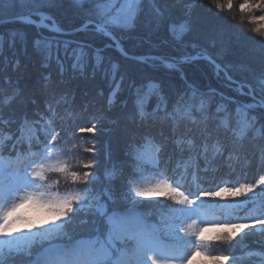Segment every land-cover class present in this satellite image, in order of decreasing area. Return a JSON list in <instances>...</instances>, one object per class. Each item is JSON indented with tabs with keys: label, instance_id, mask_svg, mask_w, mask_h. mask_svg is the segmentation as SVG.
I'll use <instances>...</instances> for the list:
<instances>
[{
	"label": "snow or ice",
	"instance_id": "1",
	"mask_svg": "<svg viewBox=\"0 0 264 264\" xmlns=\"http://www.w3.org/2000/svg\"><path fill=\"white\" fill-rule=\"evenodd\" d=\"M26 2L28 0H19L22 6ZM59 2L60 0H45V6L55 7ZM31 3L34 10L27 14L14 15L9 18V22H20L37 29L38 36L34 39V50L41 57L42 67H51V62L55 60L62 76L65 71L62 57H65L72 60L73 72L79 71L83 75L91 61L92 75L94 76L96 71H102V78L108 79V86L112 88V92L109 94L105 113L90 114L87 106L66 107L70 103L67 94L61 93L57 98L56 92L50 87V74H48L44 77L46 83L39 89L45 97V110L41 111L35 107L37 103L35 97L29 95L27 103L34 105L32 112L29 113L26 110V90L19 86L18 81H12L11 77H0V95L7 97L3 109L12 110L13 105L24 109L20 115L21 126L30 123L34 130V135L27 141L8 130L4 131L5 140H0V158L7 154L16 156L21 161L17 167L0 166V238L12 237L13 233L18 234L21 228H27L31 233L26 241L18 237L0 240V264H197V257L206 260L207 264H230L234 259L231 248L237 236L243 233L244 238L253 235L264 238V215L252 218L251 222L249 218L244 217L238 221L216 222L210 226L203 211L205 199L208 197H223L225 194L242 197L253 193L257 188L264 190V175L255 182L221 187L219 191L201 189L195 194L190 190L182 191L175 180L173 183L160 182L147 188L133 187L145 172L158 173L161 168L167 167L173 156L183 155L180 146V138L183 136H191L194 140H199L200 143L194 144L193 148H203L199 155L206 158V146L214 133L219 131L216 121L231 122L236 119L223 103L228 99L227 97L216 93L214 89L203 92L197 85L188 83L184 78L182 67L179 65L205 60L213 66L217 77L224 72L226 80L231 84L236 83L206 51L201 50L195 55L182 51L181 56L164 61L162 57L132 56L123 49L122 34L132 29L135 22L149 11L156 13V28L159 29L167 24L175 43L182 45L183 36L187 31H191V11L197 6L194 0H71V3L88 17L80 28L73 30L72 35L84 32L94 37L99 36L110 41L106 47L120 51L125 59L135 63H149V59L168 63L172 70L180 72L185 84L184 91L177 94L173 107L169 110L167 97L163 95V87L159 82H156L157 89L151 90L147 88V84L153 83L152 81L138 85L135 80H129L128 94L133 99L131 110L123 116V119L134 124L136 131L130 135L126 144V159L119 162L113 160L112 153L106 146L105 165L102 169L98 159L100 155L98 142H94L91 147L83 149L86 155L80 164L83 169L80 172H69L67 164L60 159L61 152L57 149L72 143L73 139L83 140L88 144L90 138L81 134L99 133L104 129L98 128V124L115 123L114 119L107 116V112L115 107L114 97L125 91L122 85L126 77L120 72L118 64L101 55L104 49L95 48L81 41L62 39L70 33L60 28L53 17L35 10L40 0H31ZM161 3L164 4V8L159 7ZM226 3L227 9L231 11L232 0H226ZM177 4L185 9V18L179 22L185 28L181 33L176 32L177 22L171 19V14L165 15V9L174 8ZM211 4L216 9L217 17L222 19L225 4L221 0H211ZM252 7V4L245 2L240 5V10L243 12ZM255 7L264 11V0H260ZM34 16L39 17V20H34ZM258 20L264 21V16H260ZM252 22L256 23L257 18L254 17ZM45 31H49L50 34L45 35ZM253 31L264 37V30L260 27ZM21 39H25L24 34H21ZM89 48L92 49L91 55L88 52ZM172 61H179V65L172 64ZM149 66L156 67L155 63H150ZM15 67H18V62ZM4 70V67H0V73ZM60 82L63 83V80ZM113 82H115L114 87ZM261 83L264 84V79ZM243 87V85L239 86L237 91H241ZM143 90H147V94L156 101L151 109L148 107V102L137 99ZM216 95L222 96V101L217 105L215 112H212L209 103ZM246 95L252 97L250 108L264 110V90L257 96L249 86ZM197 97L199 103L192 104L191 101L196 100ZM121 106L127 108L128 104L126 101L121 102ZM62 108L63 112H61ZM69 111L72 117L90 115L91 119L86 124H80L76 119H70L65 114ZM185 112L191 116L190 123L180 118V114ZM221 113L223 115H220ZM244 122L245 126L254 125L257 117L245 113ZM0 123L9 126L16 123L15 110L11 111L7 120L0 119ZM149 137L158 144L156 152L159 160L155 169L142 168L139 163L143 151L142 141ZM217 142H219L218 137ZM137 144L141 146L136 147ZM223 149L219 152V156L224 157L228 154L230 161L234 149H230L227 145H224ZM260 153V164L264 167V145L261 146ZM63 155L77 154L63 150ZM54 156L56 162L52 163ZM228 167H231V164ZM49 171L65 174L74 182L80 181L83 185L82 189L63 196L50 192L43 183ZM102 171L106 183L100 187ZM204 171L206 172L207 169ZM193 176L199 178V172L193 173ZM81 192L84 195H81ZM146 196L166 197L167 201L173 203H166L163 200L145 203L134 198ZM29 206L40 213L48 214V219L43 220L39 228L29 216L20 214L22 209ZM153 215L156 216V220L150 221L149 218ZM78 218L79 225H76ZM49 221L52 222V226L45 227ZM77 226H87L89 230L87 239L68 242L63 246L53 243L58 237H69L70 231H74ZM257 227L262 230L259 234L256 233ZM210 231L221 233L216 239L228 246L226 254L217 255L215 251L206 250L210 242L206 240L205 233ZM44 241L49 242L50 254L47 257H41L39 249L33 248V245H42ZM253 243H261L260 254L264 255V239L253 240ZM13 244L17 248H28V251L23 253V258L6 250Z\"/></svg>",
	"mask_w": 264,
	"mask_h": 264
},
{
	"label": "trees",
	"instance_id": "2",
	"mask_svg": "<svg viewBox=\"0 0 264 264\" xmlns=\"http://www.w3.org/2000/svg\"><path fill=\"white\" fill-rule=\"evenodd\" d=\"M194 2L197 6L191 11V31H187L183 36L184 43L182 45L175 43L173 36L168 31L167 24L159 29L156 28V13L149 11L135 22L132 29L122 34L123 39L121 43L124 51L136 57L156 55L170 60L172 57L181 56L182 51L194 54L204 50L218 64L223 65L226 68L225 70L238 84L248 85L253 88L257 96L261 95L262 90H264V84L261 83V80L264 79V75H262L264 74V37L254 32L253 29L260 27L264 30V21L258 20L256 23L252 22L256 12L252 8L243 12L240 10L241 4L247 2L254 5L255 3H260V0H232L233 8L231 11L227 9L226 0H221L225 4L222 19L217 17L216 9L211 4V0H194ZM159 7L164 8V4L161 3ZM32 10H34V6L31 0H28L23 6L19 3V0H0V21L9 20L14 15L30 13ZM35 10L53 17L59 27L66 32L80 28L88 19L82 10H79L71 3V0H60L55 7H47L45 6V0H40V4L35 6ZM184 12L185 9L180 4H177L174 8L169 7L165 9V15L170 13L171 19L177 22V33L185 31L184 26L179 23L185 18ZM33 18L39 20V17L34 16ZM21 34L25 35V39H21ZM44 34L48 35L50 33L49 31H45ZM37 36V29L24 23L11 22L0 25V67L5 68L4 72L0 73V77H11L12 81H18L19 86L26 90V103L28 96L34 95L37 102L35 107L44 111L46 107L44 103L45 97L39 89L46 83L44 81L45 75L50 74V87L56 92L57 98H59V94L61 93L67 94L70 103L66 107L82 108L87 106L88 113L90 114L100 115L105 113L112 88L108 86V79L102 78V71H96L93 76L90 61L83 75L79 71L73 72L71 68L72 60L65 57H62L65 66V71L62 76L59 73V68L55 60L51 62V67H42L41 57L34 50V39ZM62 39L81 41L89 43L95 48L104 49L101 55L118 64L120 72L125 74L126 78L122 85L125 91L114 97L116 101L115 107L107 112V116L114 119L115 123L104 122L98 124V128L103 127L104 129L99 133L81 134L89 137L90 142L92 139L94 140V137L99 138L101 144L104 142L105 147L107 146L111 151L113 160L118 162L124 161L126 159V144L130 135L136 131L134 124L123 119V116L131 110L133 99L128 94V81L135 80L138 85L147 84L148 81H152L153 83L159 82L163 87V95L167 97L168 108L171 110L177 94L182 93L185 89V86L179 78V72L166 69L160 65V67L156 65L153 68L149 65L135 63L125 59L119 51L106 47L110 41L99 36L94 37L89 33L77 32L74 35L64 36ZM193 45L196 47L193 48ZM69 51H71V48ZM88 52L91 55L92 49L89 48ZM17 62L18 67H15ZM152 62L159 63L158 61ZM184 70L187 72L184 73L185 71H183L184 76L188 77L191 84L197 85L201 91L208 92L210 89H214L216 93H220L223 96L224 91L218 85H211L198 78H201L200 70L209 74V66L205 61L195 62L192 65L185 66ZM117 79H119V76H117ZM61 80H63V83L60 82ZM114 86L115 82H113ZM148 87L149 84H147ZM244 89L248 91L246 87ZM144 92L146 90L141 92L137 98L138 100H141ZM100 93H103V95ZM222 96L216 95L211 99L209 108L212 112H215L217 105L221 103ZM125 101L128 104L127 108L121 106V102ZM6 102L7 97L0 95V109H2L0 119L7 120L11 111L15 110L16 123L10 126L0 123V140H5L4 131L8 130L19 135L22 140L27 141L31 136L29 133L24 135L26 133L25 127L26 125L31 126V124L27 123L21 126L20 115L24 109L17 108L16 105H13L12 110L3 109L2 106ZM147 102L149 109L154 107L156 103L152 96H150V100ZM249 102H252V97L246 99L245 96H235L233 99L229 98L223 101L224 105L233 113L236 119L231 122L223 120L216 121L219 125V131L214 133L213 138L206 146V158L199 155L203 151V148L194 149L192 146L188 147L191 144H199V140H194L191 136H183L180 138L183 155L173 156L171 161L168 162L167 167L161 168L158 173L153 171L145 172L134 183L133 187L144 186L158 180H164L167 183H173V180H175L181 186L182 191L190 190L195 194L201 189L219 191L221 187L238 186L239 183L259 180L264 175V167L260 164V148L264 145V127L261 126L264 125V115H262L264 110H253L246 106ZM191 103L194 105L198 104L199 97L191 101ZM33 107L34 105L27 103L26 110L31 113ZM61 112H63V108ZM245 113L249 114V116L255 115L257 122L254 125L245 126ZM65 114L70 119H76L80 124H86L91 119L90 115L72 117L70 111ZM181 114L183 115L180 116L181 119L188 120L189 123L191 122L190 114ZM220 115H223V113ZM236 134H239L242 138H236ZM217 137L219 138V142H217ZM75 141V143L65 144L61 146V149H57V151L61 152V160L68 162L76 158L82 161V157L86 155L83 152L85 143L83 140ZM73 144H75V147H73ZM142 144L143 151L139 157L141 167L155 169L159 160L156 152V148L158 147L157 141L149 137L143 140ZM224 145H227L230 149H234L231 152L230 161L228 154H225L224 157L219 156V152L224 150ZM140 146V144L136 145V147ZM171 147L172 145L170 143L169 148L171 149ZM63 150H69L77 155L65 156L63 155ZM3 157L8 159L11 156L5 154ZM99 157L103 169L105 165L104 149L101 150ZM12 158L16 159L14 156ZM186 160L187 162H184ZM19 164L20 160L17 158L10 165L6 166L17 167ZM229 164H231V167H228ZM204 169H207V171L205 172ZM196 172H199V178L193 176V173ZM255 176L257 178H253ZM101 177L100 187H103L106 183L103 179V171L101 172ZM117 184H119V181H117ZM197 187L200 188L196 189ZM228 199L233 200L239 198H231L229 196L208 197L205 199L203 209L219 204L220 202H225ZM158 200L173 203L167 201L166 197H160ZM45 219H48V214L41 213L34 223L39 228V225ZM149 219L150 221H154L156 220V216L153 215ZM233 221H236V219ZM51 226V221H49L48 225H45V227ZM219 235L221 233L218 232L217 237ZM88 236L89 230L87 228L79 232L78 235L58 237L53 243L63 246L68 242L74 243L78 240L87 239ZM47 243L49 242L45 241L44 246ZM221 248L223 247H218L213 243L207 249L210 252L215 251L217 255H221ZM242 250L244 251L243 253L250 252L247 251L249 250L248 245H243ZM43 252L48 256L50 254L49 247L43 249ZM243 253H240V255ZM233 257L234 259L237 258L235 255Z\"/></svg>",
	"mask_w": 264,
	"mask_h": 264
},
{
	"label": "rangeland",
	"instance_id": "3",
	"mask_svg": "<svg viewBox=\"0 0 264 264\" xmlns=\"http://www.w3.org/2000/svg\"><path fill=\"white\" fill-rule=\"evenodd\" d=\"M257 4H259V3H255L253 5L252 9L256 11L255 12V17L257 18V21H258V18L260 16H264V11H261L259 8L255 7ZM47 22H48V24L51 23V21H47ZM70 32H73V31H70ZM67 36H69V35H67ZM193 55H195V53ZM143 57L144 58H151V57H158V56H156V55H148V56H143ZM163 59H164V61H169L168 59H165V58H163ZM150 60L151 59H149V63H144V64L145 65H149L152 62ZM155 61L159 62L158 64L155 63V65H157V66L160 65V66H162V67H164L166 69L172 70L169 67L168 63H161L160 60H155ZM200 61H205V60H199V61H196V62H200ZM205 62L209 66V70L210 71H209V74H206L204 71L200 70L201 78L200 77H198V78L201 81H204V82L209 83L211 85L212 84L218 85L224 91L223 92V96L227 97L228 99L229 98L233 99V97H235V96H241V97L245 96L246 99H249L251 97V96L246 95V93H248L249 91H246L244 89V87L242 88L241 91H237V88L239 86L236 83L235 84H231L230 81L226 80L224 72H221L220 76L217 77V75H216V73H215V71L213 69V66L211 64H209L207 61H205ZM194 63L179 65V61H172V64H176V65H179L180 67H182L183 71H185L184 70L185 66H189V65H192ZM216 63L218 64V62H216ZM219 65H221V64H219ZM221 66L224 68L223 65H221ZM224 69H226V68H224ZM184 73H187V72L185 71ZM227 74H228V76H230L232 78V76L229 75L228 72H227ZM179 78L181 79L180 72H179ZM184 78L188 81V83L191 84V81L189 80L188 77L184 76ZM231 80L237 82L234 78H232ZM181 81H182L183 85L185 86L184 81L182 79H181ZM228 85H230V86H228ZM243 86H246V87L249 88L248 85H243ZM148 89L156 90L157 89V84L151 83L150 86L148 87ZM251 90L254 92L252 87H251ZM150 96L151 95L147 94V90H146V92H144L142 94V98L141 99L147 102L148 100H150ZM243 101H244V99H243ZM247 104L250 105L251 102H249ZM31 131H32V127L31 126H26V133L24 135H27V133H29V135L32 137L34 135V131H32V132ZM236 138H238V137H236ZM75 142H76L75 140L72 141V143H75ZM94 142H98L97 143V147L100 149V152H101L102 149L105 150V143L103 142L101 144L99 138H95V137H94V140L92 139L91 142H89L88 144H85V147H91ZM106 145H107V143H106ZM193 145L192 144L188 145V147H191V146L193 147ZM83 158H84V156L82 157V161L80 159H76V158L75 159H71L70 161H68V163H67L68 164V171L69 172H72V171L80 172V171H82L83 169L80 167V164L83 162ZM98 159L101 162L100 157H98ZM54 161H56V159ZM7 162H8V160H7ZM7 162H5L4 158H0V166H4ZM184 162H187V160L184 161ZM101 164H102V162H101ZM253 178H257V176H255ZM160 182H164V181L158 180V181H156V182H154L152 184H148L145 187H139V188H147V187H150V186H154L155 184L160 183ZM250 182H252V181H250ZM43 183H44V185L46 187H48V190L50 192L56 193V194L61 195V196L70 194V193L75 192V191H80V189H82V187H83V185L81 184L80 181H75L74 182V181H72L70 179V177H67L65 174H61V173L51 174L50 171L46 174V179H45V181ZM80 194L84 195L83 192H81ZM133 195H134V193H133ZM225 196L226 197L229 196L231 198H235V197L230 196L228 194H225L224 197ZM262 196H264V190H262L261 188H257V189L254 190L253 193H248L246 196L239 197L241 199L227 201L224 204H220V205H217L216 207H212V208L208 209L207 211H205V213H206L208 221L210 222V226H211V224H214L216 222H221V219H220L221 215H223V214L226 215V214L232 213L234 210H236L239 207H244L246 204H249V203H252L254 201H257ZM159 198H160L159 196L135 197V199L141 200V201H144V202H149V201H152V200H158ZM20 214L29 216L33 220V223H34V220L37 219L40 216V212L38 210H36V209H33L31 206L22 209ZM57 222L59 223V221H57ZM75 223H76V225H79V218L77 219V221ZM85 229H87V226H77V227H75L74 231H70V236L78 235L79 232L84 231ZM261 231H262L261 228L257 227L256 233L259 234ZM214 232L215 231H210V232L205 233V235L206 236H210L211 237L210 240H212L215 245H217L218 247H223V248L220 249V253L221 254H226V250H227L228 246L223 245L222 243H220L216 239V237H214V235H213ZM30 235H31V233H29L27 228H21V231L18 234L17 233H13L12 237H3V238H0V240H3V239H10L11 240V239H14V238L18 237V238L23 239V240L26 241L27 238ZM261 239H264V238H262L259 235H253V236H249L247 238H244V234L241 233L239 236H237L236 240L233 242V247L231 248V252L237 258L236 259H232L230 261V264H264V255L260 254L261 251H262L261 243H253V240L260 241ZM42 245H33V248H38L41 257H46V256H43V254H42V252L40 250ZM243 245H248L249 250H247V251H250V252L243 253L244 252L242 250V246ZM6 250L11 251L14 255L18 254V255L21 256V258H23V253L27 252L28 248L27 247L17 248L16 245L13 244V245H11L10 248H7ZM240 253H243V254L240 255ZM238 255H240V256H238ZM197 264H207V262L204 259L199 258Z\"/></svg>",
	"mask_w": 264,
	"mask_h": 264
},
{
	"label": "water",
	"instance_id": "4",
	"mask_svg": "<svg viewBox=\"0 0 264 264\" xmlns=\"http://www.w3.org/2000/svg\"><path fill=\"white\" fill-rule=\"evenodd\" d=\"M9 23V20L1 21L0 24Z\"/></svg>",
	"mask_w": 264,
	"mask_h": 264
},
{
	"label": "clouds",
	"instance_id": "5",
	"mask_svg": "<svg viewBox=\"0 0 264 264\" xmlns=\"http://www.w3.org/2000/svg\"><path fill=\"white\" fill-rule=\"evenodd\" d=\"M23 207V206H22Z\"/></svg>",
	"mask_w": 264,
	"mask_h": 264
}]
</instances>
